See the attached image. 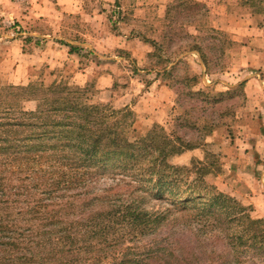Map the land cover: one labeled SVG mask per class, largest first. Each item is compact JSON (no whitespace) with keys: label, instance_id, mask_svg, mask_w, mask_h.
<instances>
[{"label":"rangeland","instance_id":"374dc122","mask_svg":"<svg viewBox=\"0 0 264 264\" xmlns=\"http://www.w3.org/2000/svg\"><path fill=\"white\" fill-rule=\"evenodd\" d=\"M249 76L259 80L252 85L259 93L250 99L244 89ZM261 80L259 0H0V98L31 88L34 96L24 93L18 105L36 110L43 99L64 95L65 105L102 122L100 133L110 129L109 139L121 142L117 154L98 152L85 192L62 211L65 220H76L78 238L91 235L92 248L75 264H109L131 243L126 222L115 231L116 218L108 214L124 204L115 203L116 194L140 198L135 205L143 211L167 208L172 218L181 204L196 202L172 195L168 178L143 180L141 169L171 164L184 180L180 192L202 176L206 196L236 199L264 228ZM157 156L158 163L149 162ZM182 233L167 221L137 245ZM104 252L110 256L100 260ZM245 264H264V253Z\"/></svg>","mask_w":264,"mask_h":264},{"label":"trees","instance_id":"16d2710c","mask_svg":"<svg viewBox=\"0 0 264 264\" xmlns=\"http://www.w3.org/2000/svg\"><path fill=\"white\" fill-rule=\"evenodd\" d=\"M18 90L12 99L0 98V264L79 263L81 252L91 246L87 243L91 235L85 231L78 238L76 220H65L62 211L66 206L73 209V201L85 192L82 189L98 152L99 156L117 154L121 142L116 137L115 141L109 139L110 129H106L107 134L100 133L102 122L97 123L94 117L83 119L78 107L65 105L66 96L43 99L31 110L20 107L18 101L26 98L24 93H35L31 88ZM159 157L149 162L155 164ZM176 170L168 164L150 171L141 169V175L143 180L153 175L160 181L168 178L176 191L172 195L185 194L186 200L196 201L181 204L179 217H168L167 208L143 211L135 205L140 198L127 200L128 193L115 195V203L121 199L124 204L108 213L116 218L113 230L117 231L124 220L131 243L121 249L122 256L120 251L112 255L109 264H206L205 259L217 264H245L250 257L264 253V228L247 215L244 206L220 193L206 196L202 190H209L202 176L187 184V192H180L177 184L184 180L178 178ZM69 190L73 192L67 193ZM167 221L177 226L179 234L191 232V238L185 239L182 233L173 240L169 237L145 247L137 245L142 236L167 225ZM121 236L125 238L124 233ZM108 256L104 252L100 260Z\"/></svg>","mask_w":264,"mask_h":264},{"label":"crops","instance_id":"0c3cea01","mask_svg":"<svg viewBox=\"0 0 264 264\" xmlns=\"http://www.w3.org/2000/svg\"><path fill=\"white\" fill-rule=\"evenodd\" d=\"M244 80H245L244 89H245L247 97L250 99L252 97L253 93L258 95L259 90L257 88L252 87L253 84H256V82L259 81L257 79V77L256 76H249V77L245 78ZM262 83H264L263 80H261V82H259V86H260V89L262 90V92H264V85ZM248 102H250V100ZM260 104H261L260 102L256 103V105H260Z\"/></svg>","mask_w":264,"mask_h":264}]
</instances>
